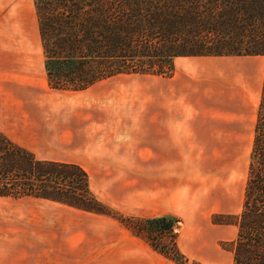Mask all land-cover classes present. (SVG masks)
I'll return each instance as SVG.
<instances>
[{
  "label": "rangeland",
  "instance_id": "rangeland-1",
  "mask_svg": "<svg viewBox=\"0 0 264 264\" xmlns=\"http://www.w3.org/2000/svg\"><path fill=\"white\" fill-rule=\"evenodd\" d=\"M253 58L264 65L263 56ZM44 62L31 0H0V130L39 160L81 166L83 159L92 157L90 146L98 148L105 140L100 123L106 117L146 115L147 81L153 77L170 79L175 73L119 75L84 91L56 90L49 85ZM213 92L217 94L218 89ZM212 95L209 103L196 101L201 115L228 125L256 121L244 111H221L219 95ZM38 113L43 120L40 125ZM88 125H92L90 131ZM251 134L242 139L219 136L202 141V153L195 156L198 170L194 179L203 195L209 186L215 196L210 204L203 196L192 219L177 218L180 233L187 234L192 227L199 231L184 239V249L180 250L191 262L233 264L254 141V132ZM93 168L87 172L90 189L109 207L110 215L34 198H0V264H136L143 260L156 264L158 257L171 262L121 220L149 219L142 217L154 214L131 191L132 181L142 178L139 173ZM141 183L145 185V179L139 187Z\"/></svg>",
  "mask_w": 264,
  "mask_h": 264
},
{
  "label": "trees",
  "instance_id": "trees-1",
  "mask_svg": "<svg viewBox=\"0 0 264 264\" xmlns=\"http://www.w3.org/2000/svg\"><path fill=\"white\" fill-rule=\"evenodd\" d=\"M34 6L56 90L84 91L119 75L165 76L177 58L264 57V0H34ZM0 198L111 214L80 165L39 160L1 131ZM121 220L158 254L196 264L178 247L177 218ZM233 264H264V84Z\"/></svg>",
  "mask_w": 264,
  "mask_h": 264
},
{
  "label": "crops",
  "instance_id": "crops-1",
  "mask_svg": "<svg viewBox=\"0 0 264 264\" xmlns=\"http://www.w3.org/2000/svg\"><path fill=\"white\" fill-rule=\"evenodd\" d=\"M31 5L35 10L34 0ZM254 60L253 57L178 58L172 78L153 77L152 81H147L146 115L106 117L100 123L106 132L105 140L98 148L90 146L92 157L83 159L84 166H80L86 172L89 167L99 166L93 170L139 173L143 179L135 178L131 191L144 202L142 205L154 211L153 215L142 218L183 216L192 219L198 214L203 196H206L207 204L215 196L209 186L203 195L194 179L193 173L198 170L195 156L202 153V141L219 136L242 139L244 134L250 137L254 132L264 84V65ZM214 88L218 89L217 94L213 92ZM212 94L219 95L221 111L234 113L236 110L240 114L244 111L256 121L228 125L201 115L196 101L202 99L209 103ZM37 115L40 125L43 123L41 113ZM91 126L88 125L87 130L90 131ZM228 128L232 133L229 137ZM121 156L129 158L122 159ZM144 179L145 185L141 183L139 187ZM198 232L194 227L188 229L187 234L181 232L180 250L184 249V239H190ZM158 259L156 264H176ZM136 264L150 263L143 260Z\"/></svg>",
  "mask_w": 264,
  "mask_h": 264
}]
</instances>
